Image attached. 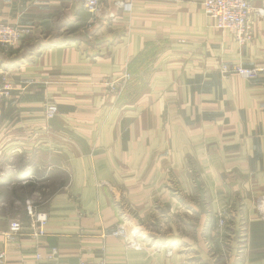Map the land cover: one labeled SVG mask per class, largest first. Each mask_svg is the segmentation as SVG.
Listing matches in <instances>:
<instances>
[{
    "label": "crops",
    "instance_id": "0c3cea01",
    "mask_svg": "<svg viewBox=\"0 0 264 264\" xmlns=\"http://www.w3.org/2000/svg\"><path fill=\"white\" fill-rule=\"evenodd\" d=\"M125 1L132 10L109 21L82 0H0V19L27 30L0 48L12 83L0 116L4 264H264V16L240 45L200 0ZM222 62L262 70L221 74ZM124 71L132 80L110 93L105 79ZM27 201L47 214L43 235ZM12 219L21 232L4 247ZM120 224L140 231L139 247L113 234Z\"/></svg>",
    "mask_w": 264,
    "mask_h": 264
},
{
    "label": "built area",
    "instance_id": "2783aa9c",
    "mask_svg": "<svg viewBox=\"0 0 264 264\" xmlns=\"http://www.w3.org/2000/svg\"><path fill=\"white\" fill-rule=\"evenodd\" d=\"M261 2V6L256 7L253 5L252 0H200L204 14L215 20V27L220 30L229 31L240 45H244L253 40V16H264V0H261ZM82 5L84 9L91 14L93 19L98 18L101 11L102 0H82ZM108 9L109 16L114 17L116 11L130 12L132 10V3L125 0H115ZM25 32H27V30L0 21V47H12L16 45ZM218 70L221 74L236 73L242 77L252 78L257 76L262 69L256 67L246 68L239 63L222 62ZM129 79L130 74L123 73L120 77L108 80L107 86L111 92L119 95ZM10 91V81H8L5 75H0V115L2 113L3 103L10 97ZM56 111V106L50 104L47 106L46 114L48 116H53ZM260 206L261 205L258 206L259 209L263 211V208ZM26 211L34 227L33 234L43 235L45 233L47 214L37 211L28 201L26 204ZM227 221L225 213L223 211L219 212L217 214L216 227L223 228ZM21 228L22 223L18 219L9 221L7 229L2 232L4 247L15 242L17 236L21 232ZM125 228L127 227L120 224L113 231V234L115 236L126 237L127 232H129L128 236L131 234L134 236L137 232V230L131 232L128 228L127 231ZM168 253H170V251ZM5 255L6 249L3 248L0 250V264H4ZM35 257L36 261L41 258L38 253ZM75 264H106V262L103 258L98 260L79 259Z\"/></svg>",
    "mask_w": 264,
    "mask_h": 264
},
{
    "label": "rangeland",
    "instance_id": "374dc122",
    "mask_svg": "<svg viewBox=\"0 0 264 264\" xmlns=\"http://www.w3.org/2000/svg\"><path fill=\"white\" fill-rule=\"evenodd\" d=\"M68 1H77V0H68ZM115 1V0H114ZM103 7H106V12L104 13V14H102L101 13V11H102V8ZM109 5L108 4H106V1L105 0H102V6H101V11H100V14H99V16L98 17H100L101 15H105L104 17L107 19V20H109V21H113V20H115L116 18H117V16H118V13L120 12V11H116L115 12V15H114V17H110L109 16V14H108V11H109ZM122 12V11H121ZM92 17V16H91ZM104 18V19H105ZM92 19H93V17H92ZM94 19H97V18H94ZM0 21H2L1 19H0ZM2 22H5V21H2ZM5 23H8V22H5ZM8 24H10V23H8ZM10 25H14V24H10ZM14 26H16V27H18L17 25H14ZM18 28H20V27H18ZM21 29H23V28H21ZM26 30V29H25ZM22 39V38H21ZM21 41V40H20ZM20 41H19V43H20ZM19 43H17L16 45H14V46H12V47H0L1 49H3V50H13V49H15L18 45H19ZM123 73H129V72H127V71H124ZM122 73V74H123ZM121 74V75H122ZM130 74V73H129ZM0 75H6V74H4V73H0ZM121 75H119V76H116V77H120ZM7 77V76H6ZM116 77H113V78H108V79H105V81H104V84H105V86H106V89L110 92V93H112V94H114L113 92H111L110 90H109V88H108V86H107V81L108 80H111V79H114V78H116ZM7 79H8V81H10V78H8L7 77ZM132 80V75L130 74V79H129V81L125 84V86L122 88V91H123V89L127 86V84L130 82ZM10 84H11V89H12V83H11V81H10ZM10 95H11V91H10ZM114 95H116V94H114ZM9 99V98H8ZM7 99V100H8ZM6 100V101H7ZM5 101V102H6ZM4 102V103H5ZM4 103H3V106H4ZM50 105V104H49ZM53 105H55V104H53ZM48 106V105H47ZM47 106H46V108H45V116L46 117H52V116H48L47 114H46V110H47ZM56 106V105H55ZM56 108H57V106H56ZM2 112H3V108H2ZM56 113H57V111H56ZM55 113V114H56ZM2 114V113H1ZM54 114V115H55ZM53 115V116H54ZM1 116V115H0ZM46 186V188H48V192H49V188H51L52 186V183L51 182H49V183H47V184H45ZM176 192H178L177 190H176ZM31 198H29V200H30ZM32 200V199H31ZM30 200V201H31ZM31 204V203H30ZM32 205V204H31ZM33 206V205H32ZM227 220H228V218H227ZM123 225V224H122ZM226 225H228V223H226L225 224V226ZM224 226V227H225ZM223 227V228H224ZM128 228V227H127ZM132 228V227H131ZM129 229V228H128ZM218 229H222V228H218ZM131 232L133 231V229H129ZM136 230V229H135ZM139 233H140V231H138ZM139 233H136V235H135V237L131 234L130 236H126V237H124V238H126V239H128L129 241H130V243H131V245H133V246H136L137 245V243H136V240L138 239L137 237H139L140 236V234ZM136 243V244H135ZM141 247H142V245H141ZM166 251H167V254H170V253H168L169 251H170V249L169 248H167L166 249Z\"/></svg>",
    "mask_w": 264,
    "mask_h": 264
},
{
    "label": "bare ground",
    "instance_id": "6f19581e",
    "mask_svg": "<svg viewBox=\"0 0 264 264\" xmlns=\"http://www.w3.org/2000/svg\"><path fill=\"white\" fill-rule=\"evenodd\" d=\"M125 229L128 231V229H127V228H125ZM125 232H126V231H125ZM128 234H129V232H127V233H126V235H127V236H128ZM138 247H139V246H138Z\"/></svg>",
    "mask_w": 264,
    "mask_h": 264
}]
</instances>
